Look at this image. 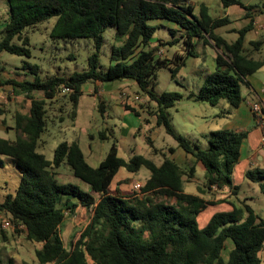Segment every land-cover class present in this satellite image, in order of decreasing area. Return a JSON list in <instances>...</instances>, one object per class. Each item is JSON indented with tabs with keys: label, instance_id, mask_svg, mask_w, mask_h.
<instances>
[{
	"label": "trees",
	"instance_id": "16d2710c",
	"mask_svg": "<svg viewBox=\"0 0 264 264\" xmlns=\"http://www.w3.org/2000/svg\"><path fill=\"white\" fill-rule=\"evenodd\" d=\"M219 1L223 8L241 6L246 17L251 18L237 30L238 37L233 42L216 33L217 28L230 23L227 16L212 17L205 4L194 8L187 0H6L7 18L1 31L0 52L30 56L25 30L51 18H55L49 32L52 40L92 38L94 42V51L82 72L41 79L39 67L26 63L22 68L34 75L32 80H0L1 86L9 84L13 92L23 94L29 101L26 112L14 115L15 139L0 137V168L4 167L5 158H10L19 172L15 192L0 202V212L7 216L15 232L24 233L28 241L38 245L34 253L39 264H88V257L93 264H260L264 219L250 205H233L231 211L217 210L205 225L198 222V216L208 206L228 203L232 196L209 200L205 197L208 191L236 194L232 174L246 131H210L206 135L207 147L203 148L171 125L167 109L183 95L176 91L156 94L151 90L158 69L168 68L175 76L187 57L197 55L195 45L202 42L215 49V68L204 77L198 91L187 97L212 106L223 100L232 108L242 102L241 86L249 87L248 77L264 65V57L255 56L263 39L251 41L249 50L244 48L252 16L264 15V0L248 5L241 0ZM161 26L171 34L169 41L154 38ZM109 27L114 28L120 44L111 46L110 63L103 70L99 53L104 31ZM14 39L21 44L12 43ZM155 40L158 45L151 47ZM180 40L183 53L171 57L157 54L165 43L172 45ZM123 79L133 80L155 103V125L163 126L177 145L194 158L191 166L182 168L166 154L159 164L142 154L125 160L118 156L115 142L96 167L87 163L77 140L59 142L52 159L38 151L49 119L47 100L69 88L65 93L74 117L87 82L94 83L95 92L99 83ZM34 92L42 97H34ZM125 109L140 115L129 105ZM99 134L106 138L104 131ZM168 152L173 153L174 148L169 147ZM197 163L204 168L203 182L196 193H188L184 183L194 176ZM62 164L68 165L87 188L72 182L59 183L56 169ZM121 167L132 173L141 167L149 170L138 192L126 194L121 188H112V180ZM245 176L260 182L262 187L264 169H248ZM80 206L90 211V219L66 248L61 228L66 216L74 215ZM226 241L231 248L224 258Z\"/></svg>",
	"mask_w": 264,
	"mask_h": 264
},
{
	"label": "rangeland",
	"instance_id": "374dc122",
	"mask_svg": "<svg viewBox=\"0 0 264 264\" xmlns=\"http://www.w3.org/2000/svg\"><path fill=\"white\" fill-rule=\"evenodd\" d=\"M210 4L213 16H219L224 9L219 0H203ZM245 1V0H243ZM255 1V0H251ZM218 4V5H216ZM232 13L235 11L244 12L238 6L232 7ZM7 18L6 0H0V38L1 31ZM55 18H51L37 25L34 29H26L25 33L29 38L27 47L30 49V56L15 55L6 51L0 52V80L4 83L6 79L14 78L17 80H32L34 75L23 69L26 63L36 64L38 76L45 79L46 76H69L74 71L82 72L87 67V58L94 51V42L92 38H75L71 40H52L49 36L50 29ZM221 33V29L219 30ZM179 37V32L176 34ZM104 42L99 53V64L101 69H105L110 63L111 46L120 44L119 37H116L113 27L104 31ZM154 38L160 39V42L169 41L172 36L166 27H159ZM12 43L21 44L14 39ZM158 45V41H152L150 46ZM182 47V41L172 45L165 43L157 52L159 56L171 57L174 52H179ZM195 51L198 57H190L186 65L182 67L175 76H171L168 68L157 70L156 79L151 88L152 92L160 94L164 91H176L185 94L187 91L196 90L204 71L212 69L215 50L203 43L195 45ZM264 69V67H263ZM86 90L80 95L75 116H71V103L66 93H60L55 99L47 100L48 124L45 133L42 135V142L38 151L42 152L47 159H52L54 149L61 141L77 140L84 154L87 163L96 167L106 156L110 145L115 142L118 149V156L128 160L133 154H142L151 158L155 163H161L163 153L169 155L168 148L176 145L174 138L165 132L163 126L155 125L153 113L156 110L155 103L149 100L148 95L141 92L135 82L131 80L117 81L104 87L105 90L113 89L114 96L109 99L103 95H95V92L102 88L99 83L95 92L94 83L87 82ZM118 86V88H116ZM88 90V91H87ZM245 90L241 86V92ZM111 93L112 92H109ZM125 93L126 96L122 97ZM63 94H66L63 95ZM112 94V95H113ZM134 95H138L140 100H135ZM33 96L41 98L42 94L34 92ZM107 101H106V100ZM29 101L21 93L13 92L9 84L0 85V128L14 127V113L26 112ZM129 105L135 108L141 114L135 115L131 111H126L125 107ZM102 106V110L99 109ZM123 106V107H122ZM229 107L228 103L221 101L218 107H213L208 103L201 101H192L183 96L174 106L167 109L170 116V122L174 130L188 138L194 137L199 140V145H205L203 135L210 131L223 129L228 119L223 118L224 109ZM222 112V114H220ZM216 113V115H214ZM217 114L221 116H217ZM252 116V114H251ZM253 117V116H252ZM62 118V119H60ZM253 119V118H252ZM5 120V123H1ZM4 133L0 131V137H15L13 129ZM104 131L106 138L100 137V132ZM190 136V137H189ZM170 156V155H169ZM178 162L186 163L184 167H189L194 163L189 157L176 155ZM257 168V167H255ZM264 169V166H261ZM56 178L59 183L72 182L86 189L87 184L73 175L71 168L62 164L56 169ZM204 168L202 164L196 165V176L192 183H185L184 190L188 193H196L197 188L203 182ZM150 172L145 167H141L137 172H128L125 168H120L112 180V188H121L124 193L138 192L135 188L136 183L141 185L149 176ZM232 180L237 185L236 194L229 193V208L222 210V205L208 206L206 210L198 216L200 226L205 225L206 220L215 211H231L233 205L243 208V203L250 205L256 214L264 217V180L253 182L245 176L242 166L233 168ZM19 182V172L13 164L12 159L5 158L4 167L0 168V202L8 194H14ZM227 192V189H225ZM238 191V192H237ZM226 194H221L215 189L208 191L205 197L209 200H216ZM225 206V205H223ZM90 211L80 206L75 214L66 216L61 228V237L64 246L69 248L71 242L76 240L81 229L90 219ZM6 215L0 212V264H39L35 257V243L28 241L24 233L15 232L11 227H4L3 223L7 221ZM4 236V237H3ZM226 247L222 254L227 258L231 248V243L226 241ZM261 262L264 264V249L259 252ZM88 264H93L88 257Z\"/></svg>",
	"mask_w": 264,
	"mask_h": 264
},
{
	"label": "crops",
	"instance_id": "0c3cea01",
	"mask_svg": "<svg viewBox=\"0 0 264 264\" xmlns=\"http://www.w3.org/2000/svg\"><path fill=\"white\" fill-rule=\"evenodd\" d=\"M187 1H188V3L193 5L194 8H197V6L200 4H205L208 7L209 14L212 17H215L211 13L210 4L205 3V1H203V0H187ZM241 1L244 4L248 5V4H256V3H259L263 0H255V1H251V0L243 1V0H241ZM216 5H218V4H216ZM233 6H238L239 8L243 9L244 12H240L237 10L234 13H232L231 9ZM224 9H227V10L222 11V13H220L219 16H217V17L227 16V18H229V20H230V23H228L227 25H224L222 27L217 28L216 33L219 34L220 36H222L226 41L233 42L238 37L237 30L246 26L251 18L246 17V10L239 5H231L227 8H224ZM252 17H253L252 27L249 31H247L245 33V36H244V48L246 50H249L251 48V46L249 44L251 41L260 40V39L264 40V15L254 14ZM163 23L170 26V24H168L167 22L163 21ZM220 29H221V33H219ZM199 43H202V42H198V43H196V45ZM204 45L208 46L206 44H204ZM183 52H184V47L182 44L181 50L179 52H174V53H183ZM196 54L197 55L195 57L189 56V57H187V59L190 57H194V58L198 57L199 55L197 52H196ZM215 54H216V52H215ZM255 56L256 57H264V43L255 51ZM214 57H213L212 69L211 70L208 69L207 71H204V73L202 74V78L200 79L199 85L196 86V90L195 91L194 90L187 91V93L183 94V96L185 98L190 99L192 101H198V100H194L193 98H188L187 96L190 94H195L198 91V89L201 87L204 77L214 70V68H215ZM187 59L185 60V65H186ZM263 67H264V65L262 67H260L255 73H253L252 75H250L248 77L250 86L249 87L244 86L245 90L243 93L241 92V95L243 96V100L238 105V107H236V108L231 107L230 109H229V107L225 108L224 112H223L225 115L222 116L223 118L228 119V121L225 123L226 127H224L223 129H233V130L246 131V137L243 139L242 144H241V148H240V159H239V162L235 165V167H238L239 165H241L244 171H246L248 169H255V167L261 169V166H264V150H262L259 147V138L261 136V128L255 122L254 118L251 116V111H250L249 105H248L249 102L257 101L258 99L263 98V93H262V90L264 88V69H263ZM124 80H127V79H123L121 81H124ZM131 81H133V80H131ZM115 82H117V81H115ZM115 82H112L110 84H102V88L100 89L98 87L99 89L95 92V95L96 96L101 95L102 92H104L103 95H106L105 97H107L108 99H109V96H114L113 89L105 90L104 87H107V85H111ZM98 86H99V84H98ZM116 88H118V86H116ZM93 91H94V89H93ZM108 91L112 92L113 95L111 93H108ZM240 91H241V89H240ZM220 103H221V101L216 106H213V107H218L220 105ZM15 113H14V115H15ZM220 114H222V112ZM214 115H216V113ZM218 115L219 114H217V116ZM219 116H221V115H219ZM4 121L5 120H2L1 123H4ZM10 129H13V131H14V127L13 128H8V127L6 128L5 127L3 129L0 128V131H3L4 133H8V132H10V131H8ZM206 135H207V133L205 135H203L204 143H205V145L202 146L203 148L207 147ZM7 138L10 140L15 139V137L14 138L7 137ZM190 139L193 141L199 142V140L197 138L190 137ZM173 148H174V152L169 154V155L182 168H186V167H184V166H186L185 165L186 163H184L182 165V163L178 162L176 155H180L183 158H184V156H187L190 158V160L193 163L194 158L190 154H187L181 147H179L177 145V143L175 146H173ZM197 164H195L194 176L190 179V181L185 182V183H192L193 182V180L196 176V165ZM184 179H185V176H184ZM201 180L203 181V176H202ZM233 183H235V182H233ZM195 188H197V186H195ZM228 194H226V195H228ZM220 198H222V197H220ZM219 205H222V207H221L222 210H227L229 208L228 203H226V202L218 203L215 206H219ZM223 205H225V206H223ZM261 218L264 219V217H261Z\"/></svg>",
	"mask_w": 264,
	"mask_h": 264
},
{
	"label": "built area",
	"instance_id": "2783aa9c",
	"mask_svg": "<svg viewBox=\"0 0 264 264\" xmlns=\"http://www.w3.org/2000/svg\"><path fill=\"white\" fill-rule=\"evenodd\" d=\"M69 88H63L62 93L68 92ZM264 91V88L262 90V93ZM126 94L123 93L122 97H125ZM133 98L135 100H140V97L138 95H134ZM249 109L251 111V114L255 120V122L260 126L261 128V136L259 138V147L264 150V98H260L257 101L249 102ZM140 183L135 184V188H140ZM4 227H11V223L9 220L5 221L3 223Z\"/></svg>",
	"mask_w": 264,
	"mask_h": 264
}]
</instances>
